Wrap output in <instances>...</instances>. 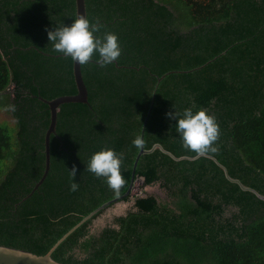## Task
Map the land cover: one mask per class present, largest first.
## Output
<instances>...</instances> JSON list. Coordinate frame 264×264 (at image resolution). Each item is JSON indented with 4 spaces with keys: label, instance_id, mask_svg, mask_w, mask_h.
I'll return each instance as SVG.
<instances>
[{
    "label": "trees",
    "instance_id": "obj_1",
    "mask_svg": "<svg viewBox=\"0 0 264 264\" xmlns=\"http://www.w3.org/2000/svg\"><path fill=\"white\" fill-rule=\"evenodd\" d=\"M87 19L115 33L122 54L81 66L88 103L60 106L50 136L49 104L77 93L74 61L52 51L46 28L71 25L75 0H0V244L44 254L135 176L158 182L98 235L92 221L53 252L64 264H264V0H86ZM163 76V77H162ZM162 77V78H161ZM161 78V79H159ZM14 106V110L12 109ZM205 109L220 126L219 151L196 157L182 147L169 111ZM123 153L127 184L116 195L86 171L93 153ZM77 166L79 190L69 170ZM238 179L244 186L231 180ZM129 195L122 200H128ZM77 250L80 251L78 256Z\"/></svg>",
    "mask_w": 264,
    "mask_h": 264
},
{
    "label": "clouds",
    "instance_id": "obj_2",
    "mask_svg": "<svg viewBox=\"0 0 264 264\" xmlns=\"http://www.w3.org/2000/svg\"><path fill=\"white\" fill-rule=\"evenodd\" d=\"M104 25L99 21L91 22L85 16H78L71 25L55 27L54 30L45 29L48 40L52 43V51L64 57H70L79 65H87L98 55L97 63L100 67H106L119 60L122 49L118 36L112 32H106L103 36L99 33ZM14 110V106H12ZM166 116L176 121V132L182 139V147L195 153L196 157H207L219 151L217 142L220 138V126L214 115L205 109L193 112L191 107L183 109V112L169 111ZM137 149L144 147L145 141L141 135H137L132 141ZM124 154H118L114 149H101L91 156L87 163L86 171L97 178L103 177L107 186L119 195L127 184L122 174L121 166ZM77 166L74 164L69 170L72 183L69 190L76 192L79 184L76 182Z\"/></svg>",
    "mask_w": 264,
    "mask_h": 264
},
{
    "label": "water",
    "instance_id": "obj_3",
    "mask_svg": "<svg viewBox=\"0 0 264 264\" xmlns=\"http://www.w3.org/2000/svg\"><path fill=\"white\" fill-rule=\"evenodd\" d=\"M76 1V15L77 17L80 15H83L87 18V7H86V0H75ZM73 73L75 77V82L77 85V93L75 94H68V95H61L57 96L53 99H46L44 97H41V99L49 104L50 111H51V122L49 125V128L46 132V141H45V151H46V167L45 171L41 177V179L37 182L36 187H38L42 182L45 180L48 171L50 169V136L51 133H56V126H57V118H58V113L60 110V106L63 103L66 102H82V103H88V88L87 85L83 79V73L81 69V65L78 63L74 62L73 63ZM163 77V76H162ZM161 77V78H162ZM159 78V79H161ZM156 147L161 148L171 156H173L176 159H181V158H193L190 156H182V157H176L172 153L168 152L165 150L162 145L160 144H155L153 148L150 150L145 149L144 147L140 149L136 160L134 162V168H133V177L131 180V184L128 188V190L125 192L124 195L121 196H116L112 198L111 200H108L104 202L102 205H100L98 208L90 212L88 215H86L80 222H78L75 226H73L70 230H68L62 237H60L56 243L48 250V252L44 254H38L33 251L25 250L22 248H17L13 246H7L4 244H0V264H64L63 262L55 259L53 257V252L57 249V247L71 234L74 232V230L79 227L82 223L87 221L88 219L92 218L95 214L100 212L101 210L107 208L114 202L122 200L125 196L130 195L133 187H134V182L138 180L140 177L135 176V168L138 164L139 158L143 153L149 152L154 150ZM226 171V168H224ZM227 176L233 180L239 182L243 188H249L244 186L238 179H233L231 178L227 171H226Z\"/></svg>",
    "mask_w": 264,
    "mask_h": 264
},
{
    "label": "rangeland",
    "instance_id": "obj_4",
    "mask_svg": "<svg viewBox=\"0 0 264 264\" xmlns=\"http://www.w3.org/2000/svg\"><path fill=\"white\" fill-rule=\"evenodd\" d=\"M5 110V108H0V122L6 121L13 126L15 124V119ZM148 194L156 195L161 203L168 202L169 206L172 207L173 197L166 191V189H164L158 182L151 185H145L143 178L140 177L134 182V187L128 200L114 202L105 208L103 212L92 221L90 225V234L98 235L104 227L115 225L114 218L116 216L125 215L133 206L134 200L137 197H143ZM77 253L78 256L81 255L79 250H77Z\"/></svg>",
    "mask_w": 264,
    "mask_h": 264
}]
</instances>
